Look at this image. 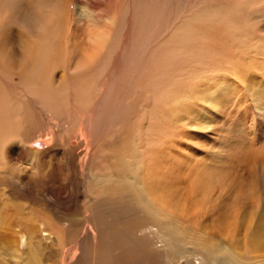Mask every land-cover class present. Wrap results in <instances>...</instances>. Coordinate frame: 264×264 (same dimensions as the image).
<instances>
[{"label":"rangeland","instance_id":"obj_1","mask_svg":"<svg viewBox=\"0 0 264 264\" xmlns=\"http://www.w3.org/2000/svg\"><path fill=\"white\" fill-rule=\"evenodd\" d=\"M70 1L74 8L76 7L78 11H84L83 13L89 16V24L93 21H98V12L103 7L101 6V0H99L100 3L98 0H91L90 2L88 0ZM160 1H165L166 4L175 6V3L173 5L170 3L175 0ZM186 1H195L200 8L193 9L196 11L202 9L201 11L205 13V16L200 18L198 24H195L197 27H201L203 24L202 28H200L203 32L200 35H196L201 41L192 42L187 45L189 47H184L185 50H196L197 48L195 60L192 61L193 63L183 62L185 66L184 75L182 76L183 78L181 77L177 80L175 88L173 87L172 102L171 100L167 103L157 102L159 99L157 93L159 92L156 93L155 91L149 92L147 96L146 94L145 96L143 94H135L134 91L136 89L132 87L134 78L130 79L129 85L126 84L125 90L128 89L126 91L127 94L120 92L123 84L120 83L118 75L125 74L123 65L126 64L128 67L135 69H140L142 66L146 67L145 64L148 63L149 55H151L150 49L154 47V49L152 48L153 54L154 52L161 54L165 45L158 46V43L162 41L160 37L162 38L164 35L166 38L169 37L176 28L174 27L173 29L174 24L177 22V24H180L181 20L178 19L181 16L185 17L184 7L183 10L160 18L153 12V6L151 7L153 17L150 21H153L155 17L154 21L157 20L158 24L154 23V21L150 24L151 22H147V19H141L136 22L137 25L134 30L131 27L127 30L129 36L127 34L125 35L127 37H124L127 39V45L125 44L123 51L115 49L112 55L103 62L104 67H107V78L100 79L91 87L90 95L100 98V101L93 99L94 102H91L88 111L85 112V123H83V120L76 118L66 133L80 135L84 131L85 134L91 135V137H88L91 142L94 138L93 147H91L90 143L89 148L84 143L81 145V151L87 152L88 155L90 154V158L96 146L103 149L107 148L106 151H109L111 155H115V152L125 148L129 141H142L143 145H141V148L150 150L148 157L153 158V161H155V169H152V174L159 177L161 181V194L158 193L159 197L173 205L171 216L173 215L174 220L180 215L184 218L183 220L181 219V222H183L181 223L182 226L189 225L194 230L201 231V229L205 230L204 225H208L209 229L205 232L207 237L209 232H211L210 234L212 232L217 233L219 227H222L219 231L221 233L229 223L237 229L236 224L240 222L242 225L244 224L245 229L248 228L246 226L253 227L254 231H262L261 233L264 236V0H183L182 5ZM158 11L161 12L160 10ZM64 13V28L61 34V39L64 42H62L65 43V40L71 37L72 42H69V44L75 45L80 53L86 52L87 49L85 47L87 45L84 43L82 35L86 30L85 24L87 22L85 21L87 19L72 17V11H70L69 6ZM100 13L103 14L102 12ZM138 15L137 17H139ZM225 22H228L227 27L223 26ZM153 24L155 26L150 27ZM70 26H72L71 29ZM155 27L158 28L156 29ZM136 29H138V34L135 31ZM134 33H136L138 39L133 36L135 35ZM175 34L174 39H176ZM220 34L223 36H220ZM171 39L174 40L173 38ZM132 41L133 44H131ZM65 45L66 47L73 46ZM134 45H137V47H134ZM142 56L145 57L142 58ZM52 65L55 64L53 63ZM225 66L226 69L228 68L227 70ZM186 68L190 69L187 70ZM236 68L240 71L237 72ZM229 69L230 71H228ZM191 72H193L194 76L189 77ZM239 73L241 78L238 76ZM18 79V77H15L13 83L19 86V82H21L23 86L24 82ZM153 101H156V104H153ZM151 108L154 112V109H157V114L153 117L157 122L156 125L160 126V128H157V126L148 128V113ZM33 109L32 107V111ZM104 114L105 118L100 120ZM30 119L34 123L45 120L39 116H33ZM112 122H116L114 128L112 127ZM163 125L170 126L168 128ZM83 126H86V128H81ZM122 127H124L123 131L121 130ZM35 131L38 133L42 129L37 131L36 128ZM45 131L43 129V132ZM124 140H127V142L122 146ZM11 146L8 149V152H10L8 156L10 158L9 165L14 170L16 178L29 180L26 188L32 191L35 188L34 186L39 184L53 186L52 177L54 176L57 179V167L61 164L59 159L62 160V156L57 158L50 157L52 152H48L46 169H43L46 170V173L43 171L40 179H38V177L32 176L33 172L38 169H35V165L33 168L31 167L28 160L29 156L26 154V151L30 148L27 146L20 147L21 145L17 143H13ZM119 155H121L120 151ZM96 158L99 159V157ZM119 158L122 157H117V159ZM115 159L112 160V163ZM62 166L64 168V162H62ZM111 168L112 166L109 167V169ZM70 169V167L65 166V172L62 171L63 175H65L63 177L64 184L66 183L65 178L74 174L72 169V172ZM89 174L85 172L83 176L80 175L79 181H76L77 183L79 182L78 186H76L78 192L72 195L74 204L78 208H82L83 211H90L91 207L88 205L96 198L89 193L91 191L89 189V179L92 176ZM139 175L142 177V182L151 176L142 167H140ZM72 178L73 180L75 179V177ZM17 180L10 183L0 181V212H2L0 213V264H32L34 262L32 253L24 259L22 256H18V254L26 252L27 246L25 241H22L26 234L33 236L31 241L32 248L41 254V264H70L77 262L80 259V255L83 257L85 264H90L93 261L96 249L81 251L83 246L85 248L86 242L84 240H86V234L80 236L83 243H80L81 241L76 244L66 242L64 247L61 248L59 240L61 237L63 240L67 239V233L75 229L72 227L73 223L70 226L68 225L70 223L63 219V224L56 222L45 224V218L42 217L45 214L42 213L43 211L38 205H34L28 196H23L24 193H17L18 195L16 196L9 190L14 187L13 183H17L20 186V182ZM4 183H8L7 186ZM84 185L85 187H83ZM25 194L27 195V192ZM114 208L107 209L108 214L112 213L111 216L110 214L107 215L110 220L118 216V214L119 216L121 215L118 218L120 219L118 220L119 224L125 223V221L128 222L127 220H137V217L129 219V216L132 215V210L126 207L121 208V206V209L119 208L121 211L116 208L114 210ZM130 208L133 209L132 206ZM112 211L117 212V214ZM69 212L72 214V211ZM136 212L138 213V211ZM236 215L239 216V221ZM123 216L126 218H122ZM249 216L250 218L248 219ZM243 218L244 220L247 219L245 223L241 222ZM120 230L122 231V229ZM121 231L120 238L122 241H126L128 245V248L126 246L123 251H130H127L128 255H126L128 260L121 262V264H204L201 262L199 255L187 253L188 255L181 256L174 254L170 248L163 249L161 252L156 251V254L152 256L140 255V244H142L140 235L137 237L133 233L126 236ZM50 232L52 233L51 239L41 241V244H39V236L41 235L44 238L46 233ZM23 234L25 235L24 237ZM82 236H84L83 239ZM219 236V234H215V238ZM80 244L82 245L80 246ZM184 248L186 250L183 245L178 247L180 250H184ZM187 248L191 249L190 244L187 245ZM76 251L77 253H74ZM99 252L97 251L98 254ZM115 252L122 251L115 250L112 254L117 255ZM65 258L66 260L64 261L66 263L63 261Z\"/></svg>","mask_w":264,"mask_h":264},{"label":"bare ground","instance_id":"obj_2","mask_svg":"<svg viewBox=\"0 0 264 264\" xmlns=\"http://www.w3.org/2000/svg\"><path fill=\"white\" fill-rule=\"evenodd\" d=\"M69 1L0 0V181L10 183L18 179L9 165L10 158L8 156L10 152H8V149L12 147L13 143L21 145L20 147L27 146L30 148L26 151V154L29 156L28 160L31 167L33 168L35 165V169H38L32 175L38 177V179H40L43 171L46 173V170L43 169H46L48 152H52L50 157L57 158L62 156V160L59 159L61 164L57 167V179L54 176L52 177L53 186L39 184L34 186L35 188L31 191L26 188L29 180L18 179L20 186L17 183V185L13 183L14 187L9 190L16 196L18 195L17 193H24L23 196H28L34 205H38L43 211L42 213L45 214L44 216L42 215L45 218V224H52V222L63 224V219L64 221L67 220L70 226L73 223L72 227L75 229L67 233L66 241L61 239L62 237L59 240L61 248L64 247L66 242L76 244L81 241L80 243H83L80 236L86 234V240H84L86 242L85 248L83 246L81 251L93 248L94 250L99 249L101 252L97 250L98 254L95 250L93 261L89 262L90 264H121V262L128 260L126 255H128L127 251L129 250L123 251L126 246L128 248V245L126 241L121 240L120 229L126 236L133 233L137 237L140 235L142 240L140 255L143 256H152L156 254V251L161 252L163 249L170 248L174 254L181 256L187 253L199 255L201 262L204 264H264V236L261 233L262 231H254L255 229L253 230V227L249 226H246L248 228L245 229L244 224L242 225L240 222L236 224L237 229H235V224L232 227V224L229 223L221 233L219 231L222 227L218 228L217 233L212 232L210 234L211 232H209L207 238L205 232L209 229L208 225L203 226L205 230L196 231L189 225L182 226L181 223L183 222H181V219L183 220L184 218L180 214V217H176L174 220L173 215L171 216L173 205L159 197L161 181L159 177L152 174V169H155V161H153V158L148 157L150 150L141 148V145H143L142 141L137 142L130 139L129 144L115 152V155H111L109 151H106L107 148L103 149L96 146L90 158V154L88 155L87 152L81 151V145L84 143L89 148L90 143L91 147H93V136L91 142V139L88 138L91 135L87 130L85 131L89 135L85 134L84 131L83 133L80 131V135L66 133L76 118L83 120V123H85V112L88 111L91 102L93 103L94 100L100 101V98L90 95L91 87L100 79H106L108 76L107 67H104L103 62L112 55L115 49L123 51V47L125 44L127 45V39L125 38L129 36L127 30L130 27L134 30L138 20L147 19V22L150 21L153 17L151 14V7L153 6V12L160 18L183 10L184 7L186 18L181 16L178 19L181 20L180 24H177L178 22L174 24L173 29L174 27L176 28L170 34L171 36L169 35L167 38L165 35L162 38L160 37L162 41L158 43V46L165 45L161 54L157 52L153 54L154 47L150 49L151 55L148 54L149 58L148 63L145 64L146 67L142 66L140 69H135L128 67L126 64L123 65L125 74L118 75L120 83L123 84L120 92L127 94L126 91L128 89L125 90L126 84L129 85L130 79L134 78L132 87L136 89L134 91L135 94H143L144 96L146 94L147 96L149 92L155 91L156 93L159 92L157 93L159 96L157 102L167 103L170 100L172 102L174 86L177 85V80L184 75L185 66L183 62L195 60L197 48L196 50H185L184 47H189L187 45L192 42L201 41L196 35H200L203 32V30H200L203 24L201 27H197L195 24H198L200 18L205 16V13L201 11L202 9L198 11L193 9L200 8L195 1H186L182 5L183 0H175L170 2L171 5L175 3V6H170L165 1L160 0H142V2H140L141 0H101V6L103 7L100 12L103 14L98 12V21H93L89 24V16L85 15L84 11H78ZM88 1L90 2L91 0ZM68 6L70 11H72V17L87 19L85 21L87 22L85 24L86 30L82 35L83 41L87 45L85 47L87 49L86 52L80 53L75 45L69 44V42H72L71 37L67 38L65 43L61 39L64 28V12L65 9L68 10ZM240 18L243 19L242 17ZM154 19L155 17L153 21ZM153 21H150V24ZM155 21L154 23H157V20ZM227 25L228 22L223 24L225 27ZM153 26L155 25L153 24L150 27ZM71 28L72 26H70ZM135 31L137 33L138 29ZM136 33H134V37ZM174 33H176V39H174ZM222 34L220 36H223ZM125 35L127 36L125 37ZM151 35L153 34L151 33ZM136 37L138 39V36ZM210 43L212 44V42ZM65 44L73 46L66 47ZM131 44H133V41ZM135 46L137 47V45ZM236 71L239 72L240 70L236 68ZM224 72L226 71L224 70ZM190 76H194L193 72L190 73ZM238 76L241 78L240 73ZM15 77L24 82L23 86L21 82H19V86L13 83ZM149 97L148 99H150ZM119 99L123 101L121 98ZM153 102V104H156V101ZM32 107L34 108L33 111ZM154 110L155 112L151 108L148 113V128L157 126V122L153 117L157 114V109ZM91 113L93 114V112ZM33 116H39L45 120L34 123L30 119ZM104 118L105 114L101 116L100 120ZM141 120L143 121V119ZM115 123L112 122L113 128ZM163 126L169 128L170 125ZM36 128L37 131L40 129L42 131L36 133ZM81 128H86V126ZM157 128H160V126H157ZM43 129L46 131L43 132ZM24 130L25 132H23ZM121 130L123 131L124 127ZM126 142L127 140H124L122 146ZM119 151L121 155H119ZM96 157H99V159ZM117 157L122 158L117 159ZM114 158L116 159L112 163ZM62 162H64V168L65 166L70 167L74 173L73 176L70 175L68 177L67 172L68 178H65V184L63 183L65 175L62 173L64 171ZM110 166H112L111 169H109ZM140 167L151 175L143 182L141 175H139ZM85 172L92 175L89 179V189L91 190L89 193L96 197L88 205L91 207L90 211H83L82 208H78L72 200V195L78 192L76 186H78L79 182L77 183L76 181H79L80 175L83 176ZM61 175L63 176L61 177ZM72 177H75V179L73 180ZM25 192H27V195ZM120 206L121 208L126 207L132 210V215L129 216V219L137 217V220H127L130 222L129 224L126 221L119 224L118 220L120 219L118 218L121 215L119 216L118 214L116 216L117 212L113 211V213H116V217L110 220L107 215L110 214L111 216L112 213L108 214L107 209L115 207L118 210ZM131 206L133 209L130 208ZM134 210L138 211V213ZM69 211H72V214ZM136 213L137 215H135ZM124 216L122 218H126ZM237 218L239 221V216ZM244 218L241 221L242 223L247 220H244ZM51 234V232L46 233L44 238L40 235L38 243L41 244V241L51 239ZM215 234L220 236L215 238ZM25 238H22V241H25L27 246L26 252L18 254V256H22L24 259L32 253L34 259L32 264H41V254L32 248L31 241L33 236L26 234ZM83 238L84 236H82ZM188 244H190V250L187 248ZM180 245L185 246L186 250L185 248L184 250L178 249ZM115 250L122 252H115L117 255L112 254ZM74 253H77V251ZM79 258L77 262L70 264H85L81 255Z\"/></svg>","mask_w":264,"mask_h":264}]
</instances>
